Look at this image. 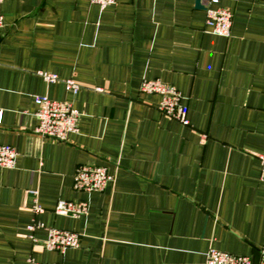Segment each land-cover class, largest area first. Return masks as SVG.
Returning <instances> with one entry per match:
<instances>
[{"label": "crops", "instance_id": "crops-1", "mask_svg": "<svg viewBox=\"0 0 264 264\" xmlns=\"http://www.w3.org/2000/svg\"><path fill=\"white\" fill-rule=\"evenodd\" d=\"M213 8L232 13L229 37L208 32L195 0H117L103 10L89 0L0 4V145L17 153L14 168H0V264L264 255V0ZM68 79L80 85L75 95ZM154 79L180 93L188 125L140 92ZM44 95L80 113L67 141L35 133L34 97ZM81 165L105 167L114 182L75 190ZM59 201H88L89 213L56 215ZM50 228L78 233L79 247L45 250Z\"/></svg>", "mask_w": 264, "mask_h": 264}, {"label": "built area", "instance_id": "built-area-1", "mask_svg": "<svg viewBox=\"0 0 264 264\" xmlns=\"http://www.w3.org/2000/svg\"><path fill=\"white\" fill-rule=\"evenodd\" d=\"M7 0H0V4ZM117 0H89L96 4L101 10L112 6ZM218 0H206L205 2V26L208 32L229 37L232 27V13L224 8H213ZM3 16L0 14V29L3 27ZM45 81L52 83L58 80L56 75L41 74ZM67 92L75 95L80 85L73 79L64 81ZM140 92L160 97L158 108L160 112L183 125H188V108L182 103V96L172 86L160 80H143L140 85ZM34 103L37 106L35 118L37 125L35 133L42 137H49L57 141H67L68 136L78 132V120L80 113L73 107L70 101H55L47 96H35ZM17 158L16 151L8 145H0V168L12 169L15 167ZM261 167L264 171V153L258 155ZM114 182V176L107 172L105 167L93 165H81L77 167L73 175V188L85 193L103 191L109 183ZM35 214H43L44 209L38 205L33 207ZM56 215L79 218L89 213V202L59 201L54 207ZM42 224H34L28 227L29 231L41 228ZM80 235L68 231L50 228L47 230V238L43 247L47 251L64 252L66 249L79 247ZM27 264H41L30 258ZM205 264H264V255L258 261L251 257L237 256L227 252L210 249L206 255Z\"/></svg>", "mask_w": 264, "mask_h": 264}, {"label": "water", "instance_id": "water-1", "mask_svg": "<svg viewBox=\"0 0 264 264\" xmlns=\"http://www.w3.org/2000/svg\"><path fill=\"white\" fill-rule=\"evenodd\" d=\"M195 7L197 9H205V7L201 3V0H195Z\"/></svg>", "mask_w": 264, "mask_h": 264}]
</instances>
